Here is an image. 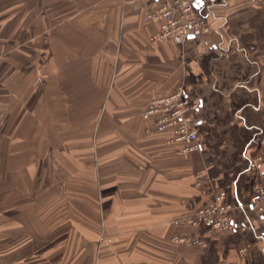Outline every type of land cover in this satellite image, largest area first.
Listing matches in <instances>:
<instances>
[{
  "label": "crops",
  "instance_id": "0c3cea01",
  "mask_svg": "<svg viewBox=\"0 0 264 264\" xmlns=\"http://www.w3.org/2000/svg\"><path fill=\"white\" fill-rule=\"evenodd\" d=\"M160 1L0 0V198L14 192L21 205L22 166L1 163L10 144L26 140L54 157L59 143L66 160L77 142L78 172L92 177L102 230L116 245L111 262L93 264H264V214L250 205L264 173L254 162L264 156V4L209 0L203 48L197 37L154 39L160 22L145 16ZM179 86L199 102L191 116L200 151L182 152L171 131H145L148 102ZM198 180L243 204L233 215L248 229L204 231L200 246L173 242L200 233L185 219ZM16 212L0 218L9 227L0 264H70L53 261L54 240L65 253L70 232L36 230L35 217Z\"/></svg>",
  "mask_w": 264,
  "mask_h": 264
},
{
  "label": "rangeland",
  "instance_id": "374dc122",
  "mask_svg": "<svg viewBox=\"0 0 264 264\" xmlns=\"http://www.w3.org/2000/svg\"><path fill=\"white\" fill-rule=\"evenodd\" d=\"M90 129L91 127H88L86 134H93L89 132ZM10 145L13 147L11 154L7 160L1 159V163L5 162L7 168L17 167L18 164L22 166L21 179L17 178V174L14 175L8 171L11 180L17 179V184H20L19 179L22 182L21 193H19V188L16 192L17 201L21 200V205L20 202H17V206L14 205V192L7 193L6 198H0V218L12 215L16 210V213L26 217L27 221L35 217L38 221L34 223L36 230L47 229L56 233L70 232L69 251L65 250L64 253V250L60 248L63 242L62 237L54 240L53 261L56 263L93 264L98 261L99 257L104 263L111 262V251L116 245H113L114 241L109 234L102 230L103 223L99 216L101 210L95 200L94 182L89 181L92 177L79 174L78 162L80 160L73 156V149L79 151L81 144L77 142L70 144L72 151L69 155L67 154L68 159L66 160L62 157L60 148L62 144L59 143L53 145L57 153H54V157L53 153H49L48 157L43 156L42 150L39 151L41 154L32 152V149L37 150L39 147L26 140ZM90 147L92 148L93 144ZM259 179L258 176L257 181ZM85 180H87L86 185ZM20 195L21 198H19ZM27 225L30 226V223ZM7 226V222L1 223L0 230L9 229ZM172 241L175 242L173 239ZM182 245L194 246L185 243ZM121 258L123 259L120 255Z\"/></svg>",
  "mask_w": 264,
  "mask_h": 264
},
{
  "label": "built area",
  "instance_id": "2783aa9c",
  "mask_svg": "<svg viewBox=\"0 0 264 264\" xmlns=\"http://www.w3.org/2000/svg\"><path fill=\"white\" fill-rule=\"evenodd\" d=\"M256 4H264V0H246ZM209 0H161L158 7L147 12L145 18L159 20L160 26L154 39H171L176 43H184L190 37L200 39L203 48L211 43L213 32L205 10ZM199 109V102L191 100L183 86L173 92L152 98L142 111L146 133L172 132V140L181 144V151L194 152L203 149L201 136L193 122V112ZM254 162H264L263 155H257ZM259 181L253 184L250 205L259 213L264 214V173ZM204 180L195 183L198 195L187 201L190 215L186 222L197 227V235L175 234L172 239L180 244L202 245L204 231L233 232L245 231L248 225L234 218V211L243 208V204H235L224 200L225 190L216 189ZM264 240V234L261 241ZM249 242L239 247L240 254L250 248Z\"/></svg>",
  "mask_w": 264,
  "mask_h": 264
}]
</instances>
